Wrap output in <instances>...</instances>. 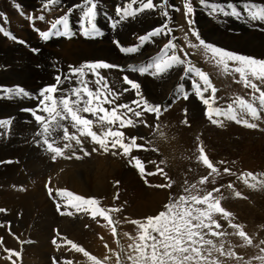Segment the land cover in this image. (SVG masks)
<instances>
[{
	"label": "snow or ice",
	"instance_id": "1",
	"mask_svg": "<svg viewBox=\"0 0 264 264\" xmlns=\"http://www.w3.org/2000/svg\"><path fill=\"white\" fill-rule=\"evenodd\" d=\"M60 2L61 0H45L43 10H47L50 5H56ZM198 3L201 6L208 4L211 13L214 15L246 18L254 26L264 30V4L258 5L255 0L243 4V12L236 6V0H225L226 8L211 3V0H198ZM182 7V15L187 23L184 39L187 41L188 47H198L206 55L210 54L216 65L220 66L225 73L238 74L239 79L236 82L242 83L246 89L251 90L250 98L236 97L226 108L214 107L217 103V89L204 71L191 64L189 54L175 42L177 38L174 36L163 44L155 58L138 67L129 66L130 70L138 72L140 75L159 77L166 75L173 68L182 67L181 79L189 74L195 77L192 82L194 95L206 106V117L213 125L222 126L223 121L227 119L243 123L248 127H254L255 125L250 123V120L264 112V90L261 88L264 85V60L237 54L206 43L196 30L195 21L192 19L195 11L192 0H183ZM77 9L81 10L79 22L81 34L88 39L102 36L103 32L96 23L98 16L96 0H82V3L73 5L66 14L56 18L48 30H34L45 42L52 38H71L74 33L70 26V16ZM169 9L176 12L181 11L180 7L171 5L170 0H160L159 3H154V0H125L123 6L118 5L115 9L116 18L110 23L113 30H116L120 24L133 20L145 12H156L157 10H159V16L165 18V22L139 36V43L135 46H123L118 39L113 40V44L123 54H135L144 44L154 42L153 38L155 37H170L173 28L169 27L171 21ZM4 18L5 14L0 12V21ZM28 19L34 24L35 20L44 21L45 16L43 14L38 17L29 16ZM0 34L6 37L10 35L2 25H0ZM189 35L198 41V45L193 44ZM12 39L17 40L14 35ZM18 42L20 44L26 43L23 40H18ZM31 51L34 54H39L40 50L33 48ZM178 53H184V57L182 58ZM230 64L234 66L230 67ZM113 68L124 71L121 66L102 61L84 62L78 67L69 65L67 73H64L63 76L56 74L54 76L55 83L40 89L38 95L31 94L21 86H0V99L11 101L15 98H31L38 101L35 108L22 109V111L29 112L37 125V131L33 137L34 145L43 152L50 153L53 161L57 158L82 159L93 152L102 151L127 158L128 164L137 169L142 178L157 174L167 176L164 169L159 166L155 172H146L144 162L139 157L132 155L134 150H148L144 144L137 142L138 139L144 140L146 138L126 136L123 130L143 124L146 127H155L156 131H160L158 125H149L142 118L145 114H151L158 121L162 112L167 111L170 105L150 102L144 97L140 83L130 79L127 75H124L122 80L130 87L124 88L121 92L114 91L107 78L100 71ZM90 77H94V79H90ZM64 84H68L70 87H62ZM129 91H134L137 99L130 103H118L120 97ZM206 93H210V95L206 96ZM171 98L187 100L189 95L183 85H177ZM105 105L110 107H105ZM184 111L186 114L187 109ZM12 123L11 118H0V135ZM183 123L187 124L188 121L185 120ZM69 126L74 130L71 133ZM94 127L99 128L100 131H95ZM85 139L98 147L94 146L91 151L86 150L84 147ZM61 142H63L62 146H60ZM69 151L71 155H66L65 153ZM198 151L197 161L210 170L207 176L198 181V184H215L216 177L221 175L220 169L210 161L203 146H199ZM77 152L82 153V155H78ZM219 163L225 162L220 161ZM223 173L236 175L232 169L227 167L223 169ZM238 179L245 184L252 181L250 186L254 189H264V179L256 174L247 173L246 176L241 175ZM144 182L148 184L147 179ZM185 183L187 184V182ZM149 186L170 189L172 182L169 180L166 184ZM223 187L221 185L210 191H205L198 187L197 183H193L183 189L184 194H180L178 197L170 196L169 202L164 205V210L157 215L143 219H132L130 223L136 226L137 234L133 237L125 233L129 239L133 240V243L128 245V251L122 249L121 253H115V264H220L213 257L214 252L223 257L242 259L236 256L231 247L226 251L223 242L217 246L213 239L206 238L209 236L236 235L245 242V246L253 245V239L243 230V226L233 223L232 214L222 207V200L225 198L222 192ZM227 187L232 189L233 184L229 183ZM46 190L50 198L54 200L59 198L63 201V205L60 202L55 205L59 215L73 216L76 213L84 212L90 214L93 220L100 217L109 225H113L112 234L113 236L117 235L115 225L119 224L120 221L114 220L111 214L121 212V208L101 207L100 200L85 198L65 189H54L46 185ZM217 193L219 195H215ZM233 195L242 196L239 191H234ZM118 198L119 194L115 199ZM62 207L64 208L63 211L61 210ZM5 211V209H0V212ZM217 216L227 221L228 228L235 231L232 233H228L227 229L221 231L223 225L220 220L215 218ZM57 235L59 236V233ZM17 239L19 238L17 237ZM61 240L62 244L70 246L68 251L82 253L90 264H105L109 259L106 256L104 261H101L72 240L63 237ZM21 243H26V241H21ZM2 244L3 239L0 238V245ZM52 244L56 246L57 250L62 249V244L58 243L57 239H53ZM260 244H264V240L260 241ZM256 246L259 247V245ZM4 251L7 253L4 258L12 261V264H16L12 258H19L20 253L8 248H4ZM260 252L264 253V247L260 248ZM255 259L264 262V255H258ZM54 264H60V262L54 261ZM65 264H72V261L67 260Z\"/></svg>",
	"mask_w": 264,
	"mask_h": 264
},
{
	"label": "rangeland",
	"instance_id": "2",
	"mask_svg": "<svg viewBox=\"0 0 264 264\" xmlns=\"http://www.w3.org/2000/svg\"><path fill=\"white\" fill-rule=\"evenodd\" d=\"M3 1L7 2L8 0H0V6H1L0 10H3L0 12L5 14V18L2 21H0V24L5 28L6 31L11 30L8 31L10 35L7 37L4 36L3 34H0V36L2 37V42L4 44L8 45L9 42L14 40L12 39V35H14V37H16L18 40H23V41L25 40L26 42L25 44H20L17 41V45L15 46L16 51H19V48H21L20 51L27 52L29 50L24 47L26 45H30L29 42H27L28 41L27 38H29L30 40V37L32 36L31 39L33 40L37 39L40 41L39 43V45L41 46L40 51H43L45 53L47 51L51 53L56 52L60 55V56L58 55L59 58H63L67 56V51H70L71 47H73L72 45L73 42L70 41V38L60 37L61 43L62 41L65 40V42H69L71 46L58 48L59 44H55L56 40L54 38L50 39L47 42L45 41L42 42L38 32L34 30V29L48 30L50 28V25L52 23L50 18L53 16L52 14H54L53 9H55L56 7L55 5H50L47 10H43V4L37 6L36 9H32V8L23 9V7H21L17 3L14 4V1H13V5L12 3L10 4L9 2L4 4ZM115 1L117 2L118 0ZM158 1L160 2V0H154V2L159 3ZM192 2L196 7L194 11V15L192 16L193 17L192 19L195 21V28L197 23L200 24L199 23L200 20L206 16L208 18H211V21H214V23H219V22L222 23L225 28L222 30L224 34L232 33L234 34L233 36L236 35L237 37L245 38L243 37L244 35L248 36L247 34L256 32L254 34L259 33L262 36L253 42H255L257 46H260L259 45L261 44L260 42L264 41V30H261L258 27L254 26V24L249 22L246 18L243 19L240 17L233 18L230 16L224 17L220 15H214L211 13V11L207 10L206 4L204 6H201L197 2V0H192ZM250 2L251 0H236V6L239 9H241V11L243 12V4ZM255 2L258 5L264 4L263 3L264 1L262 0H255ZM182 3L183 0H170L171 5L180 7V9L183 8L181 7ZM8 4L11 5L9 6V8L7 6ZM219 6H223L226 8L225 1L221 3ZM50 10L52 12H50ZM9 11L11 12V15L7 13ZM169 12L171 17L169 27L173 28V32L169 37V39L173 36L176 37L177 40H175V42L178 45H182L184 51L189 54L191 64L194 65L195 67L200 68L209 76L212 84L217 89L216 92L217 103L216 105H214V107L218 106V107L226 108L229 103H232V100L227 101L226 99H231V97L236 95L235 94L236 92H234L235 87L237 89L240 88L239 90L242 92L241 94H243V97L248 99L247 97H249V95L251 94V90L246 89L242 83L236 82L239 79L238 74L225 73L220 66L216 65L215 60L211 58L210 54L206 55L198 47H188L187 41H184L185 40L184 33L185 31H187V23L182 15L183 9H181L180 12L172 11L171 9H169ZM41 14L45 16L44 21L35 20L33 24L28 19L29 16L38 17ZM175 15H177V17H175ZM196 15H198V17ZM155 16L157 17V15ZM196 18H197V23H196ZM80 20L79 21L70 20V26L73 31H79V34L77 35V39H76L77 44L75 43L76 49L78 48L81 50L84 49L86 50V47L91 46L93 42L97 41L98 39L102 40L101 39L102 37L101 36L98 37L97 40L96 38L95 39L85 38L80 33L81 32L79 28ZM176 21L179 24L176 23ZM164 22H165V18H163L161 21H158L156 25H154L150 30L154 29L155 27L161 25ZM196 30L199 32L201 38L206 43H210L213 46H217L225 50L232 51L231 48L228 46H220L208 41L200 33L199 28H196ZM240 34L242 35L240 36ZM7 38H11V39H7ZM158 38L159 37H155L153 38V40ZM189 39L190 40L192 39L191 40L192 42L194 40L193 44L198 45V41H196L194 37H191L189 35ZM59 42L57 41V43ZM101 42L103 41H100V44ZM262 44H264V42H262ZM115 48L117 47L115 46ZM117 51L120 53V54L118 53L119 55L122 54L118 50V48ZM140 51L135 53L136 55L129 54V56H131L130 58L131 59L136 58L137 54H139ZM29 52L30 53H26L27 56L24 59L28 60L31 64L33 61H34L33 65H35V63L40 64L46 61L45 59H43V56L41 54L37 55L34 54L32 51ZM62 52L64 53V55ZM98 53L99 55H97L92 62H97V61L108 62L113 65L121 66L124 69V71H120L117 68L107 69L102 71L100 70L103 76L106 77V72H108L109 70H116L119 71L120 73L128 72L130 74H138V72L131 71L129 66H128L129 69L127 70L126 67L119 65V63L117 62L112 63L110 59L109 60H107V58L105 59V57H109V56H107L104 53V49H101L100 52L98 51ZM124 55L125 54H122L121 56ZM180 55L182 56V58L184 57V54H180ZM21 62H22L21 60L17 61L14 59L9 62L0 61V86H5L6 84L11 87H16V86L23 87L22 84L24 83V81L28 76V73L26 72L29 71L28 70L29 68L27 69L26 67H24L25 64H22ZM14 66H18V67H14ZM133 66L138 67L139 65H133ZM233 66L234 65L230 64V67ZM172 70H170V72H168L166 75L159 77H152L149 75L144 76L138 74L137 80L140 79L139 83H141L140 85L143 95H145L146 97L150 96L149 94L145 93L146 92L145 89H148V88H143V85L145 84H148L152 92L160 91L161 88L163 89L164 86L166 85L164 83L168 82ZM63 71L57 70L56 74H61L63 76V74L67 73L69 69H67L64 72ZM186 77L187 80L191 79V82H193L191 74H189ZM40 79H41V85H36L35 86L36 89H34L35 91L30 90L29 92L31 94L38 95L37 92H39L41 88L55 83L54 76L49 77L46 72H44L40 76ZM90 79H94V77H90ZM183 80L184 79L182 80L178 79V82L181 81L182 83ZM177 85L180 84L178 83ZM62 87L68 88L70 87V85L64 84L62 85ZM25 89L27 91L29 90L28 87H26ZM190 91L193 92L192 93L193 96L191 95L189 99L183 101H185V103L191 100H193V102L195 101L198 108L195 112L187 111V117L192 116V119H196L197 126L192 125L193 127V130H191L192 132L187 131V136L190 138L192 144H189V147L187 149V157H188L186 161L187 167L185 170H182L181 173H180V170L182 169V168L180 169L181 162H175V164H173L172 163L174 161L173 159L169 162L168 161L161 162L160 153L162 151L161 150L159 151L158 144L155 143L154 139H156V135H157L155 131H153L154 133L152 132L142 133L141 131L135 133V137L146 138L144 140L138 139L137 142L140 144H144L145 148L148 150H141V151L134 150L132 155L139 157L144 162L146 172H155L157 166H159L160 168L164 169V172L167 174V176L163 174H157L152 176H145L144 178H142L141 175L138 173V170L130 166L127 160H125V162L103 163V162H86L84 161L85 157H83L82 159H75V158L69 159V161L72 160L79 161V162H74L75 165L73 163L74 166L70 167L71 171L70 170L68 171L70 175L74 173L76 174L77 179H81V180L90 179V181H95L94 182L95 185H102V183L105 180V182H107V184L111 186L109 187L108 191L105 193L106 194L105 197L100 199L101 202L100 206L104 208L119 207L122 209L121 212L111 214L114 220L120 221L119 224L115 225L117 229L116 236H113L112 234L113 225H109L107 221H104L100 217H97L95 220H93L90 214L84 212L76 213L73 216H68V215L61 216L58 214L55 205L57 202H60L63 205V201L59 200V198H57L56 200L50 198L49 195L47 194L46 185L54 189L57 188L63 189L55 182L56 174L58 173V170L60 169L61 166L59 162H62L63 158L62 159L57 158L55 161H53L51 159L50 153H45L34 145L33 137L35 132L37 131V125L34 122V118L30 115L29 112L22 111V109L35 108L37 106L38 101L36 99H31V98H18V100L24 101L25 103V105L22 108L19 105V102L10 103L8 101H0V116H1L0 118H4V119L11 118L14 124V125L11 124L8 128H5L6 130L4 129L3 134L0 136V159H2L0 160V164H2V168H3L2 175L0 174V177L8 180L12 179V181L15 183H17V181L18 182H23V181L28 182L30 180L34 182L39 181L41 182L40 186H43V190H44L41 201L45 203L42 204L41 206H39L38 204L35 205V203H37L36 196H34V194H29V196H27L28 200L26 199L21 205H17L13 207H2L6 211L0 212V224H3L4 226H7L10 229L15 228L25 231L28 234V238L25 239L26 243H23V245L27 248L31 247L33 250H35L37 247L36 250L38 251L39 256L36 258L28 259V261H23L22 264H54V261H59L60 264H65V261L67 260H71L72 264H90V262L86 260L87 258L84 257L82 253H76L75 251H68L67 249L70 248V246L62 244L61 237L70 239L76 244L78 243L79 246L83 247L87 252L89 251L91 255L97 257L101 261H104V258L106 256L109 257V259L105 262V264H115L116 261L115 253H121L122 249L124 251H128V245L130 243H133V240L129 239V236L125 235V233H128L133 237L136 236L137 234L136 226L132 225L130 221L132 219H143L148 216L157 215L160 211L164 210V205L169 202L170 196L178 197L180 194H184L183 189L186 186L191 185L193 183H197L198 187L203 188L205 191H210L214 187H220L221 185H223L224 187L222 188V192L225 198L222 200V207H224L228 212L232 214V222L242 225L243 230L253 239L252 246H245V242L236 235H226L225 237H211V236L206 237L213 239V241L217 244V246H219V244L223 242L226 251L229 249V247H231V250L236 253V256L241 257L242 259L238 260L236 258L223 257L215 252L213 253V257L216 258L220 262V264H246V262L247 264H264V262L255 259V257L258 255H264V253L260 252V248L264 247V244H260V241L264 240V189L261 188L254 189L250 186L252 181H249V184H245L242 180L238 179L239 176L241 175L246 176L247 173L256 174L257 176L261 177V179H264V132L263 134H260V132L264 131V129L262 130L260 128L262 124L264 126V114L261 113L255 119L254 118L251 119L250 123H253L255 125L254 127H248L243 123H237L235 121L227 120V119H226L227 122H223L222 126L213 125L206 117V106H204L201 101L199 102V98H197L198 100L195 99L196 96L194 95V89L192 86ZM131 94L132 96L129 97L125 103H130L134 99H137V97L134 94V91H132ZM205 95L206 96L210 95V93H206ZM180 99L181 98H179L177 101L174 102H178L180 101ZM167 100L168 98L164 101L165 102L164 104L161 102L155 104L165 105L168 102ZM173 103L170 107L173 106ZM170 107L168 108V110L171 109ZM167 111L164 112L167 113ZM197 111L199 113L201 112L199 117L198 116L196 117ZM164 112H162V115ZM4 114L7 115V117ZM146 115L150 116L151 118H153L155 122H157V120L153 115L151 114H146ZM162 115L159 117V119L162 118ZM203 117L205 118L202 119ZM211 126L213 127L211 128ZM216 128L221 132L220 133L215 132L214 134H212L211 131L215 130ZM96 129L97 128L94 127L95 131ZM135 129L136 128H134V130ZM73 131L74 130L69 126V132L71 133ZM3 136L5 137V139ZM22 144H24V146ZM62 144L63 142H61L60 146H62ZM199 146L204 147L205 153L209 157L210 161L213 162L214 166L220 169L221 175L216 177L215 184L212 183H208L205 185L198 184V181L204 176H207L208 172L210 171L202 163L197 161V157L199 155V151H198ZM84 147L87 150V147L85 145ZM18 149H20V151ZM9 152L10 155L8 154ZM164 152L166 154H174V152H168V151H164ZM65 154L71 155V152L69 151L66 152ZM77 154L82 155V153L80 152H77ZM7 155H9L8 156L9 159H7ZM172 157H174V155ZM33 160L34 162H32ZM246 160L250 162L247 163L245 162ZM7 161L10 162V164ZM220 161H224L225 163L221 164L219 163ZM56 163L59 166H57ZM27 164L29 165V167H27L28 166ZM45 167H49V169L52 171H50L48 168ZM225 167L232 169V171L236 173V175H229L223 173V169ZM13 168H16V170ZM21 176L22 177L25 176V177L21 178ZM10 177L12 178L10 179ZM145 179H147L148 184H145L144 182ZM169 180L172 182V187L170 189L149 186V185L166 184L169 182ZM96 182H100V184L99 183L96 184ZM117 182L119 183L117 184ZM185 182H187V184ZM229 183L233 184L232 189H229L227 187ZM19 188L22 189V186H19ZM234 191H239L242 194V196L236 197L235 195H233ZM117 194H119V198L115 199ZM157 195H159L157 199L160 200L154 201L153 198H155V196ZM215 195H219V194L217 193ZM87 198H96L99 200V197H97L96 195L94 196L91 195L88 196ZM151 199H152V210L149 211L150 213L149 212L147 213L144 211L143 204L148 203ZM61 210L63 211L64 208L62 207ZM69 210L73 212L75 211L74 209H69ZM34 213H36L37 215ZM215 218L220 220V222L223 225L221 231L225 229H227L228 233H232L233 231H235L231 228H228L227 226L228 222L223 220L221 217L217 216ZM83 232H86L84 238L85 240H78L76 238V235L78 234L81 235V233ZM36 233L42 234V238L40 237L37 238L38 240L37 242L36 239L32 238V236ZM57 233H59V236L57 235ZM73 235H75V237ZM87 237H89V239H87ZM53 239H57V242L62 244L61 250H57L56 246L52 244ZM105 245H107V247H105ZM256 245H259V247H257ZM38 249H40V253Z\"/></svg>",
	"mask_w": 264,
	"mask_h": 264
},
{
	"label": "bare ground",
	"instance_id": "3",
	"mask_svg": "<svg viewBox=\"0 0 264 264\" xmlns=\"http://www.w3.org/2000/svg\"><path fill=\"white\" fill-rule=\"evenodd\" d=\"M13 1H14V4L17 3L18 5L23 7V9H26V8L36 9L37 6H40V4H43L45 2V0H8L7 2L6 1H3V2H4V4L9 2L10 4L12 3V5H13ZM224 1L225 0H211V3H215V4L220 5ZM262 1H264V0H262ZM96 2L98 4V16H97L96 23L98 24V27L103 32V35L101 36L102 40H99V39L97 40V38H96L97 41L93 42V44L91 43L92 44L91 46L86 47V50L85 49L81 50V49H78V48L76 49L75 45L77 44L76 39H77V35L79 34V31H73L74 34L70 38V41L73 42V44H72L73 47H71L70 51H67V56H65L63 58H59L60 55L58 53H56V52L51 53V52L47 51L45 53L43 51H39V54H41L43 56V59H45L46 61L43 62V63H40V64L39 63H35V65H33L34 61L31 64L28 60H26L24 58H26V56H27L26 53H30L29 51H31V49L36 48V49L40 50L41 46L39 45V43H40L39 40L31 39L32 36L30 37V40H29V38H27V40H28L27 42H29L30 45H26L24 48L28 49L29 51L22 52V51H20L21 48H19V51H16V49H15V46L17 45L18 39L17 40H12L11 42H9L8 45H6V44H4L2 42V37L0 36V55H1L0 61L9 62V61H11L13 59L17 60V61L21 60L22 61L21 63L25 64L24 67H26L27 69L29 68L28 69L29 71L26 72V73H28V76H27L26 80L24 81V83L22 84V86L25 87V88L28 87V89H29L28 91H30V90L36 89V87H35L36 85H41L40 76L44 72H46L49 77H52V76L56 75V71L57 70L58 71L59 70L66 71L67 69H69V65H72V66H78L79 65L80 66L84 62H87V61L92 62L94 60V58L97 55H99L98 51L100 52L101 49H104V53L107 56H109V57H105V59L106 58H107V60L110 59V61L112 63L117 62V63H119V65H122V66L126 67L127 70L129 69L128 66H133V65H139L140 66V65H143L144 63L149 62L151 59L155 58L159 54L161 48L163 47V44L166 43L167 39H169V37L161 36L158 39H154L153 40L154 42H149V43L144 44L140 48L141 51L139 50L140 53L137 54L136 58H132L131 59L130 58L131 56H129V54H125L124 56H121L123 54L122 53L121 55H119L120 53L117 51V48H115V45L113 44V40L118 39L123 46H135V45H137L139 43L138 37L148 33L150 31V29L154 25H156V23L158 21H161L163 19V17L159 16V10H157L156 12H145L144 14L140 15L139 17H137V18H135L133 20H130L128 22L120 24L116 30H113L110 27V23H111V21L113 19L116 18L115 9H116V7L118 5L123 6L125 0H118L117 2L115 0H96ZM197 2H198V0H197ZM79 3H82V0H61V2L59 4L55 5L56 6L55 9H53V13L54 14H52L53 16L50 18V20L53 22L56 18H59L60 16H62V14H66L68 12V9L71 8L73 5H76V4H79ZM154 3H157V2H154ZM10 4L7 5L8 8H9V6H11ZM206 5H207V10L210 11L209 5L208 4H206ZM181 9H183V8H181ZM0 11H3V10H0ZM50 12H52V11L50 10ZM7 13L9 15H11L10 11L7 12ZM198 14H199V12H198ZM155 15H157V17ZM196 16L198 17V15H196ZM175 17H177V15H175ZM80 19H81V10L77 9V10L73 11V13L70 16V20H76V21L78 20L79 21ZM158 19H160V20H158ZM176 23H178V22L176 21ZM196 23H197V18H196ZM199 23L200 24L197 23L196 28L200 29V33L208 41H210L212 43H215L217 45H220V46H228V47L231 48V50L234 53L247 55V56H250V57H253V58L264 60V44H262V42H264V41L260 42L261 43V44H259L260 46H257L255 44V42H253V41H256L257 39H259L262 36L259 33L258 34H254L256 32H253L251 34H247L248 36L244 35L243 37H245V38L237 37L236 35L233 36L234 34H232V33L231 34H229V33L224 34L222 32V30L225 29L223 24L220 23V22L219 23H214V21H211V18H208L206 16L203 19H201ZM180 25H182V24H180ZM176 27H178V26H176ZM259 29H261V28H259ZM8 31H11V30H8ZM181 31H182V29H181ZM245 32H248V31H245ZM183 33H184V31H183ZM241 35L242 34H240V36ZM54 39L56 40L55 44H59L58 48L71 46L70 43L69 42H65V40L62 41V43H61L60 37L59 38H54ZM57 41L58 42L60 41V42L57 43ZM100 41H103V42H101V44H100ZM42 42H44V41L42 40ZM52 42H53V40H52ZM193 42H194V40H193ZM12 44H13V46H12ZM48 45H50V44H48ZM180 46L182 47V45H180ZM58 48H57V50H58ZM193 51H192V53H193ZM180 54H184V53H180ZM63 55H64V53H63ZM194 61H195V59H194ZM14 67H18V66H14ZM182 73H183V68L182 67L173 68V70L171 71L170 78L169 79L167 78L168 82L164 83L166 85L164 86L163 89L161 88L160 91L152 92V90L149 88L148 84L143 85V88H148V89H145V91H146L145 93L150 95L149 97H146L145 95L144 96L148 100L152 101V103L161 102L163 104L165 103L164 101L168 98V100H167L168 102L165 105H170L171 106L174 101L178 100V99H172L171 97L173 96V92H174L175 87L179 83L180 85H183L186 90H188L187 91L188 95H189V97H191V95L193 93V92L190 91L191 90V86H192L191 79L187 80V77H185L184 80H183L184 83H183V81H182V83H181V81L178 82V79L182 80L181 79ZM124 75H127L130 79H132L134 81H137V82H139V80H140V79L137 80L138 74H130L128 72L120 73L119 71H116V70H109L108 72H106V78H107V80L109 82V85L112 87V89L114 91L121 92L124 88H129L130 87V86L126 85L125 83H123L122 77ZM144 76H146V75H144ZM192 79L194 80L195 77L193 78V76H192ZM46 81H48V80H46ZM257 83L259 84V82H257ZM5 86H8V85L5 84ZM261 88H262V90H264V85H262ZM239 89H237L235 87V91L234 92H236L235 93L236 95H234V96L232 95L233 97H231V99H226V100L227 101H229V100L233 101V99L236 98V97L244 98L243 94H241L242 92ZM131 92L124 93L120 97V100L118 101V103H125L126 100L129 97L132 96ZM250 95L247 98H250ZM195 99H197V97ZM183 100L184 99L181 98L180 101L174 102L173 106L170 107L171 109L168 110L167 113L163 111L164 113L162 115V118H160L157 122H155L153 120V118H151L150 116H148L146 114L142 118V119L146 120L149 125H153V126H157L158 125L160 127V131H156L155 127H146L143 124L142 125L138 124L137 127H128V128L123 130V131H125L126 136H129V137L135 136V133L138 132V131L139 132L141 131L142 133H145V132L154 133L153 131H155L156 134H157L156 135V139H154L155 143L158 144L159 151L160 150L162 151L160 153L161 162H164V161H168L169 162L172 159L174 160L172 162L173 164H175V162H181L180 169L181 168L182 169L180 170V173L182 172V170H185L186 167H187V162H186L187 158H188L187 157V149L189 147V144H192L190 138L187 136V131L192 132L191 131V130H193L192 125L197 126L196 125L197 124L196 119H192V116L187 117V113L185 114L184 110L187 109V111L195 112L197 110V108H198L196 103H195V101L193 102V100H191V101L185 103V101H183ZM0 101H8L10 103L19 102V105L21 106V108L25 105L24 101L18 100V98L17 99H13L11 101H9L8 99H0ZM199 102H200V100H199ZM21 103H24V104H21ZM105 107H110V106L109 105H105ZM17 108H19V107H17ZM199 109H201V108H199ZM200 113L197 111L196 112V117L197 116L199 117ZM13 114H14V112H13ZM5 116L7 117V115H5ZM204 118L205 117H203L202 119H204ZM185 120L188 121L187 124L183 123V121H185ZM223 122H227V120L225 119ZM250 122H251V120H250ZM212 127L213 126H211V128ZM134 128H136V129L134 130ZM260 128L262 130L264 129L263 124H262V126H260ZM96 131L99 132L100 129L97 128ZM215 132L220 133L221 131L217 130V128L215 130L211 131L212 134H214ZM263 132L264 131L260 132V134H263ZM4 139H5V137H4ZM202 140H203V138H202ZM24 144H22V145L24 146ZM84 145L87 147L88 151H91V149L95 146V145L91 144L90 142H88L86 139H85ZM10 146H12V145H10ZM95 147H98V146H95ZM18 150L20 151V149H18ZM164 151L174 152V154H166ZM8 154L10 155V152ZM9 155H7V159H9L8 158ZM173 155H174V157H172ZM250 157H251V155H250ZM15 159H16V157H15ZM60 159H62V158H60ZM0 160H2V159H0ZM125 160H127V158H124V157H122L120 155H115L114 156L111 153H103L102 151H97V152H93V153H91V155L85 157L84 161H86V162H103L104 163V162H125ZM32 162H34V160ZM74 162H79V161H77V160L69 161V159H64L63 158V161L59 162L61 166H60V169L58 170V173L56 171V173H57L56 177H58V178L55 177V182L61 188L65 189V190H69V191L73 192L74 194H76V193L78 194L79 193L78 195H81V196H83L85 198H87L88 196H91V195H93V196L96 195L97 197H99V200L101 198H104L105 195H106L105 193L108 191L109 187H111V186L108 185L107 182H105V180L102 183V185H95L94 184L95 181H90V179L89 180L77 179L76 174H74V173L72 175H70V173H68V171L70 170V167H73L75 165ZM245 162L248 163L250 161L246 160ZM8 163L10 164V162H8ZM73 163H74V165H73ZM16 164H18V163H16ZM13 165H14V162H13ZM19 165H21V164H19ZM31 165H32V163H31ZM41 166H43V165H41ZM57 166H59V165L57 164ZM27 167H29V165ZM51 167H52V165H51ZM45 168L49 169V167H45ZM62 168H63V170H62ZM13 169L16 170V168H13ZM2 171H3L2 164H0V174L1 175H2ZM50 171H52V170H50ZM38 173H40V172H38ZM48 173H50V172H48ZM20 175H18V176H20ZM44 175H46V174H44ZM23 177H25V176H23ZM23 177L21 176V178H23ZM34 177H35V175H34ZM52 177H54V176H52ZM11 178L12 177H10V179ZM28 178H29V176H28ZM40 183L41 182H39V181H35L34 182V181H31V180L28 181V182H25V181L18 182L17 181V183H15V182L12 181V179L8 180V179L0 177V208H2V207H13V206L21 205L27 199V196H29V194H34V196H36V200H37V203H35V205L38 204L39 206H41L45 202L41 201V199L43 197V191L44 190H43V186H40ZM98 183L100 184V182H96V184H98ZM19 186H22V189L19 188ZM158 197H159V195L155 196V198H153V200L154 201H159L160 199H157ZM143 207H144V211L145 212L148 213L149 211H151L152 210V199L148 203L143 204ZM50 212H51V210H50ZM34 214H36V213H34ZM0 225H3V224H0ZM134 227H133V229H134ZM9 229L10 228H8L7 226H4V225L0 226V238L3 239V244L0 245V264H12V261H10L9 259H5L4 258L5 256H7V253L4 251V248L14 249V250H16L17 252L20 253L19 258H17V257H13L12 258V260H15L16 264H22L23 261H28V259L36 258V257L39 256L38 255V251L36 250L37 247H36L35 250H33L31 247L27 248V247H25L23 245V243H21V241H25V239L28 238V234L25 231H22L20 229H15V228L14 229H10V231H9ZM13 234H15V235H13ZM85 235H86V232H83V233H81V235L80 234L76 235V238L78 240H85L84 239ZM73 236L75 237V235H73ZM17 237L19 239H17ZM39 237L42 238V234L36 233V234H34L32 236L33 239H36V242L38 241L37 238H39ZM87 239H89V237H87ZM80 244H82V243H80ZM84 245H86V244H84ZM38 250H39V253H40V249H38Z\"/></svg>",
	"mask_w": 264,
	"mask_h": 264
}]
</instances>
